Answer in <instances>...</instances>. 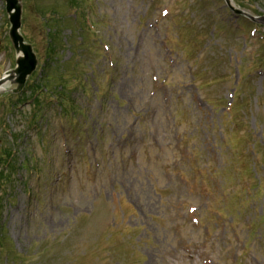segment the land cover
<instances>
[{
  "label": "rangeland",
  "instance_id": "obj_1",
  "mask_svg": "<svg viewBox=\"0 0 264 264\" xmlns=\"http://www.w3.org/2000/svg\"><path fill=\"white\" fill-rule=\"evenodd\" d=\"M10 28L0 0V80ZM20 34L42 65L0 102V264H264V24L224 0H25Z\"/></svg>",
  "mask_w": 264,
  "mask_h": 264
},
{
  "label": "water",
  "instance_id": "obj_2",
  "mask_svg": "<svg viewBox=\"0 0 264 264\" xmlns=\"http://www.w3.org/2000/svg\"><path fill=\"white\" fill-rule=\"evenodd\" d=\"M5 2L11 23L10 38L18 55V60L17 69L6 74V76L0 81V89L8 83H11L12 85L18 86L13 93L19 94L25 88L28 77L36 71L38 60L32 47L27 45L24 38L20 35L22 27V0H5ZM227 2L230 4V0H227ZM236 13L244 15L239 11H236ZM252 20L255 21L253 18ZM260 21L264 24V19Z\"/></svg>",
  "mask_w": 264,
  "mask_h": 264
},
{
  "label": "bare ground",
  "instance_id": "obj_3",
  "mask_svg": "<svg viewBox=\"0 0 264 264\" xmlns=\"http://www.w3.org/2000/svg\"><path fill=\"white\" fill-rule=\"evenodd\" d=\"M9 85H5L1 90L0 92H4L7 88H8Z\"/></svg>",
  "mask_w": 264,
  "mask_h": 264
}]
</instances>
